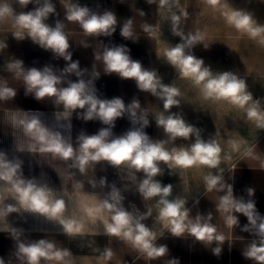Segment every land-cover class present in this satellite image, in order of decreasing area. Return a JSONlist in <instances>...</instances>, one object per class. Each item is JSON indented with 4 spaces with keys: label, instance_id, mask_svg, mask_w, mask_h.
Masks as SVG:
<instances>
[{
    "label": "clouds",
    "instance_id": "obj_1",
    "mask_svg": "<svg viewBox=\"0 0 264 264\" xmlns=\"http://www.w3.org/2000/svg\"><path fill=\"white\" fill-rule=\"evenodd\" d=\"M21 7L26 8L30 3L36 7L31 11L16 12L12 0H0V27L7 26L11 34L17 40L25 37L31 38L34 43L42 48L51 50L56 56L71 61V53L68 51L69 34L65 30V24L57 21L55 27L49 26L45 21L50 14L55 12L51 0H15ZM123 2V0H121ZM149 4H155L157 11L166 13L165 20L171 22V32L181 38V43L174 46L168 45L164 52V60L178 69L181 76L190 79L193 86L199 90L201 97L213 102L224 101L236 108L243 110L247 121L254 124L256 130H264V107L260 100H254L252 93L247 90L245 79L240 78L232 71L213 73L204 61L191 54V49L200 43L207 48L209 45L203 41L206 33L202 30L196 32H184L183 23L188 19V12L181 7L180 0H147ZM65 9V19L69 23L79 25L83 33L88 37L100 35L111 36L116 31L117 16L112 11H104L99 14L87 6H81L73 0H60ZM207 7L218 13L224 23L235 29L240 35L264 46V25L259 24L250 12L237 10L231 7L228 0H204ZM144 16V12L138 13ZM164 20V21H165ZM144 34L150 39L161 40L160 26L147 22L140 25ZM121 36L126 39H137L133 19H127L120 30ZM7 47L3 39H0V52ZM96 60L102 62L106 73H116L121 78L134 79L138 88L163 101V111L155 115L156 124L162 128L167 139L153 141L143 131L149 124L147 109H141L138 100L133 99L127 107L120 98L102 100L97 98L95 90L91 87L92 81L87 83L80 79L78 82H69L67 87H61L62 76L54 74L50 67L43 70L37 68L26 69L23 62L11 59L6 63V70L18 80L23 81L25 95L33 94L37 100L45 98L53 99L57 106L63 110L56 113V121H68L76 109H86L82 118L84 120L99 119L108 127L101 129L96 135L80 134L77 146H73L71 137L62 136L42 123L40 114L28 113L19 109H9L4 113L5 122L13 129L16 150L35 154H51L53 159H59L68 163L71 170L66 174L68 179H73L78 170L79 174L86 175L89 169H94L100 162H107L120 169H127L130 179L138 189L145 201L156 199V222L161 230L147 227L142 221L152 216L151 208L146 213L138 211L129 212L123 204V197L119 190L112 187V191L104 199L96 195L82 196L83 182L75 180V196H68L65 192H58L49 187L47 182H39L35 179H25L21 171L22 161L19 158L9 159L5 152L0 151V232H6L15 242V251L12 259L7 264H77L72 253L58 247L55 241L40 239L28 241L22 239L23 229L12 227L7 218L12 213L38 214L50 221L62 225L63 232L70 237L95 236L97 222H102L104 234L118 238L126 245H130L137 259H144L147 264L165 257L168 248L165 245H157L158 236L163 235L166 229L173 236L181 237L188 234L197 241L217 246L212 249L215 256L222 252L223 243L228 239L216 225L211 223L212 215L207 218L196 216L190 218L189 210L185 207L184 198L169 199L172 194V185L162 186L156 179L163 174L160 163L167 165L168 169H189L200 167L207 170L203 176V184L207 193H220L216 209L223 218L226 229L239 226L237 214L247 218L248 223L241 231L250 233L254 239L243 251L245 259L253 264H264V216L256 209L253 199L245 201L242 197L233 195L231 184L223 181L221 174H213L226 160H232L235 153L242 158L259 160L256 155V145L248 146L243 141H225L230 151L222 148L215 138L205 141L201 138V130L187 123L180 114L171 113L170 109L181 103V91L175 83L166 85L154 70H147L141 63L134 61L124 46L105 47L102 52L96 53ZM82 75L78 62H71L64 69V73ZM99 76L93 72V78ZM17 95V90L8 86L6 80L0 79V102L8 103ZM139 112V115L137 113ZM128 113L133 125L140 124L139 128L129 130L120 137H113L111 128L116 118ZM70 129L71 125L66 126ZM23 136L20 143L15 132ZM195 137V141L188 146L177 147L174 142L178 138L189 140ZM167 144L173 147L169 150ZM264 167V161L261 162ZM233 164L231 169H235ZM142 172L144 178L137 180L136 173ZM88 182L93 188L97 187V181L93 178ZM103 188L105 180L98 182ZM188 185H185L187 190ZM248 197L254 196V189L248 188ZM67 196L74 207L70 210L64 197ZM7 201H11L8 203ZM98 253L90 257L93 264H111L114 251L105 247L102 251L94 248ZM0 264H6L0 258ZM168 264H178V261L169 260Z\"/></svg>",
    "mask_w": 264,
    "mask_h": 264
},
{
    "label": "crops",
    "instance_id": "obj_2",
    "mask_svg": "<svg viewBox=\"0 0 264 264\" xmlns=\"http://www.w3.org/2000/svg\"><path fill=\"white\" fill-rule=\"evenodd\" d=\"M55 7V12L50 14L45 21L49 26L55 27L57 21L65 24V30L69 34V49L71 61H66L63 57H58L51 50L42 48L34 43L31 38L25 37L23 40H17L7 26L0 27V39H3L7 47L0 52V79L6 80L8 86L17 90L16 97L8 102H0V151L5 152L9 159L19 158L22 161L21 171L25 179H35L39 182H47L58 192H65L68 196H75V180L83 182L82 196L96 195L99 199H104L111 193L115 186L123 197L122 204L129 211H138L143 214L148 208H151L153 215L147 217L142 223L154 230H161L156 222L157 213L156 199L145 201L139 193L135 184L128 179L127 169H120L110 165L107 162L98 163L94 169H89L86 175L79 174L78 170L73 179H68L66 174L71 170L68 163L59 159H53L51 154H35L18 152L16 150L15 137L13 129L5 122L4 113L9 109H19L28 113L40 114V119L45 126L59 131L62 136L71 137L73 146H77V140L81 133L85 135H96L98 132L108 127L99 119L84 120L82 118L86 109H76L73 111L68 121L61 120L59 127L56 121V113L62 111V106H57L53 99L45 98L37 100L33 94L25 95V87L22 80L15 79L11 73L6 70V63L11 59H18L23 62L26 69L37 68L43 70L50 67L54 74L62 76L61 87H67L69 82H78L83 79L86 83L92 81L91 87L94 88L97 98L102 100H111L120 98L127 107L133 99L139 101L141 109H147V119L149 124L143 131L153 141L155 137V110L156 97L151 93L141 91L134 79L121 78L116 73H106L102 62L96 60V53L102 52L105 47L124 46L128 49L130 58L141 63L147 70H157L158 67V39H150L144 34L140 25L147 22L153 25H160V10L157 11L155 4H149L147 0H73L81 6H87L91 10L103 14L104 11H112L117 16L116 31L111 36L88 37L76 23H69L65 19V9L60 0H51ZM203 12V30L206 33L204 43L209 45L204 47V61L217 63L216 70L219 73L232 71L246 82L253 85L248 86L249 92L259 94L262 90L259 83L264 82V46L249 39L247 36L240 35L235 29L226 25L218 13L207 7L202 0ZM16 12L34 10L36 5L30 3L26 8H21L15 0H12ZM42 3V0H41ZM231 7L237 10L250 12L259 24L264 25V0H228ZM144 12V16L138 13ZM127 19H133L134 29L137 39H126L121 36L120 30ZM208 40V43H207ZM71 62H78L81 76L73 73H64V69ZM222 63H226L224 68ZM206 66V65H205ZM98 72L99 76L93 78V72ZM139 115V112L137 113ZM70 124V129L66 126ZM140 124L133 125L128 113L116 118L111 128L113 137H120L129 130L139 128ZM20 143H23V136L20 132L14 133ZM256 145V155L259 160L246 159L239 155L226 164L222 173L218 170L213 174H221L226 184H231L233 195L236 198H243L245 201L253 199L256 209L261 216H264V167L261 162L264 161V130L248 146ZM236 164L235 169H231ZM163 174L158 175L156 179L162 186L172 185L173 191L169 199L184 198L185 207L189 210V216L195 219L197 215L207 218L211 213L212 221L218 229L223 232L228 239L221 245L222 252L215 256L212 249L217 246L216 242L211 245L197 241L194 237L185 234L181 237L173 236L166 229H163V235L158 236L157 245H165L168 253L152 264H168L169 260H177L178 264H253L243 256V251L254 237L241 231V228L248 223L247 218L242 214H237L239 226L226 229L223 218L216 209L218 197L224 195L220 193H207L202 182L203 176L207 170L200 167L189 169L175 168L168 169L163 162L160 163ZM137 180L144 178L142 172L136 173ZM97 181V187L93 188L88 182L89 179ZM103 178L105 185L99 187L98 182ZM185 185H188L185 190ZM254 189V196L248 197L247 189ZM66 205L71 210L74 205L64 197ZM10 203L11 201H7ZM10 226L23 229L22 239L28 241H38L46 239L55 241L58 247L68 249L77 264H93L90 257L98 255L93 251L99 248L101 251L109 247L114 251L111 264H147L140 258L137 259V253L133 251L130 245H126L118 238L109 237L104 234L102 222H97L98 234L95 236L70 237L63 232L62 225L58 222L50 221L38 214L23 213V215L12 213L7 218ZM2 226V225H0ZM15 251V242L6 232H0V258H3L7 264L12 259ZM15 264V261H14Z\"/></svg>",
    "mask_w": 264,
    "mask_h": 264
},
{
    "label": "rangeland",
    "instance_id": "obj_3",
    "mask_svg": "<svg viewBox=\"0 0 264 264\" xmlns=\"http://www.w3.org/2000/svg\"><path fill=\"white\" fill-rule=\"evenodd\" d=\"M181 7L185 8L189 14L188 19L183 23L185 34L189 31L196 32L203 30V12L202 0H180ZM166 13L160 10V32L161 40L158 39V67L157 75L161 78L162 83L171 85L175 83L181 91V103L179 106H174L170 109L171 113H177L185 119V121L192 126L201 130V138L207 141L215 138L221 144L222 148L230 151L228 144L225 141H243L245 145L250 144L254 138L263 132L261 129L255 128L254 124L247 121L243 110L234 107L233 105L220 101L213 102L205 100L201 97L199 90L193 86L190 79L183 78L178 69H175L170 63L164 60V52L168 45L174 46L181 43L179 36H174L171 32V22L165 20ZM165 20V21H164ZM204 42V41H203ZM208 43V40H207ZM168 44V45H167ZM191 54L196 58L204 61V44L200 43L191 49ZM226 63H222L224 67ZM204 65L209 67L213 73H219L216 70L217 63L205 62ZM226 68V67H224ZM247 88L251 82H246ZM259 88L262 90L259 94H252L254 100H260L261 106L264 107V82L259 83ZM248 90V89H247ZM249 91V90H248ZM163 111V101L156 97L155 115H159ZM156 140H166L167 137L162 128L155 127ZM195 141V137L189 140L178 138L174 142V146L183 147ZM166 147L171 150L172 144H167ZM238 156L232 154V160ZM232 160L222 162L219 168L227 166ZM217 169H213L215 171Z\"/></svg>",
    "mask_w": 264,
    "mask_h": 264
}]
</instances>
